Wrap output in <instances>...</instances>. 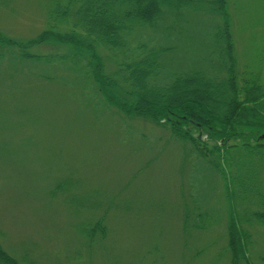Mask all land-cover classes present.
<instances>
[{"label":"rangeland","instance_id":"obj_1","mask_svg":"<svg viewBox=\"0 0 264 264\" xmlns=\"http://www.w3.org/2000/svg\"><path fill=\"white\" fill-rule=\"evenodd\" d=\"M67 1L0 0V247L9 256L0 264H232L230 170L212 142L193 130L207 144L195 148L108 107L94 74H119L139 44L172 48L166 73H186L207 59L224 24L241 80L264 82V0H226L224 18L168 17L121 52L35 45L48 31L73 30L50 18ZM29 43L23 53L35 58L20 60ZM77 54L89 72L75 66ZM197 206L211 213V230L186 224ZM247 229L251 262L264 264V228Z\"/></svg>","mask_w":264,"mask_h":264},{"label":"trees","instance_id":"obj_2","mask_svg":"<svg viewBox=\"0 0 264 264\" xmlns=\"http://www.w3.org/2000/svg\"><path fill=\"white\" fill-rule=\"evenodd\" d=\"M226 6V0H68L64 7L58 3L50 18L71 23L73 30L64 35L48 31L34 44L52 40L76 48V53H81L79 48L121 52L128 50L131 35L152 30L168 17L178 19L181 13L190 12L224 18ZM225 27L219 25L212 36L215 50L211 48L207 59L186 73H166L164 57L172 48L139 44L137 54L126 51L128 60L120 64L117 75L122 74L125 90H120L117 75H108L103 69V74H94V78L97 95L123 115L164 126L175 139L194 146L207 144L194 138L193 130L206 135L213 144L212 155L218 154L220 166L230 170L227 186L229 182L233 205L227 228L232 264H254L250 257L253 236L247 227L264 228V82L256 77L241 80ZM31 46H20V60L35 58L23 53V48ZM81 57L77 54L76 62L71 60L89 72L90 65ZM202 152L204 159L209 157L210 153ZM214 161H209L213 167ZM212 219L209 211L198 206L185 216L186 224L201 232L211 230ZM8 260L0 247V262Z\"/></svg>","mask_w":264,"mask_h":264}]
</instances>
